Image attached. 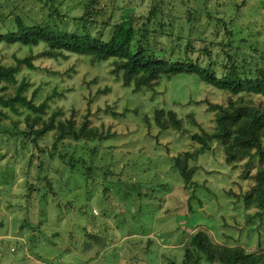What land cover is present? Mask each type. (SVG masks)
I'll return each instance as SVG.
<instances>
[{
    "label": "rangeland",
    "instance_id": "374dc122",
    "mask_svg": "<svg viewBox=\"0 0 264 264\" xmlns=\"http://www.w3.org/2000/svg\"><path fill=\"white\" fill-rule=\"evenodd\" d=\"M142 1L0 0V36L14 29L17 16L30 25L44 21L48 7L52 11L57 8L55 22L61 29L88 30L107 39L122 12L126 18L134 13L138 18L145 16L152 0ZM188 1L192 7L193 0ZM210 2L215 17H223L228 9L237 15L236 20L240 15L245 37L249 35L255 47L264 49L262 0ZM100 10L102 14L95 17ZM165 13L170 14V9ZM186 14V9L178 6L171 17H165V35L159 33L161 16L149 24L152 45L162 42L167 51L176 47L173 58L180 61L191 33ZM201 22L195 25L192 59L206 67L210 61L207 55L202 56L203 51L214 56L221 53H214L210 41H203L207 22L205 18ZM218 30L216 35L211 28L208 36L215 34L222 41L224 29ZM46 49L45 45L0 44V66L14 65L15 57L24 59L32 54L37 69L22 67L17 78L19 83L30 82L27 96L32 98L36 92L37 105L47 101L45 118L61 110L59 119L74 114L79 123L89 114L91 126L101 128L106 138L102 142L68 138L50 160L53 133L39 149L23 146L24 140L15 144L0 136V264H181L183 245L197 231H205L215 243L239 244L250 252L263 253L264 225L259 227L258 218L248 223L256 209L245 211L237 201V196L250 188L242 169L246 161L226 164L221 145L213 143L211 152L190 164L199 170L193 178L195 185L188 190L173 168L175 158L194 151L191 134L215 128V111L206 102L226 106L228 93L196 76L182 75L163 80L154 93L136 95L133 87H124L111 75L110 62L92 64L87 57L74 55L54 60L43 55ZM214 62L221 66L224 59L217 57ZM246 100L264 107L259 96L250 95ZM162 108L176 111L190 133L160 132L153 116L155 109ZM189 114L199 126L189 124ZM25 116L26 112L21 117L10 115L5 125L11 129L16 122L17 130L23 131ZM28 223L41 225L35 231L23 227ZM88 234L107 240L97 259L84 252ZM8 240H19L21 245ZM65 246L70 252L45 249Z\"/></svg>",
    "mask_w": 264,
    "mask_h": 264
},
{
    "label": "trees",
    "instance_id": "16d2710c",
    "mask_svg": "<svg viewBox=\"0 0 264 264\" xmlns=\"http://www.w3.org/2000/svg\"><path fill=\"white\" fill-rule=\"evenodd\" d=\"M187 1L152 0L145 16L139 18L135 13L126 18L128 15L122 12L120 22L114 26L111 36L107 39L101 35H94L88 30L85 33H76L61 29L55 22L58 15L57 8L52 11L47 7L48 14L45 20L33 25L25 22L21 16H17L14 29L0 36V44L7 47L29 48L45 45L47 49L43 55L54 60L68 59L69 55H74L87 57L92 64L110 62L113 68L111 75L117 81H121L124 87H133V93L136 95L145 91L154 93L163 80L182 75L196 76L206 85L228 93L230 97L226 106L206 102L208 107L215 111L216 126L212 131L202 129L200 134H191V139L196 145L194 151L185 152L175 158L173 168L180 174L184 188L188 190L195 185L193 178L199 170L197 166L191 167L190 164L211 152L213 143L221 145L226 164L233 165L246 161L242 169L244 168V176L250 180V188L242 196H237V201L243 205L245 211L256 209L248 223L258 218L259 227H262L264 225V107L262 104L254 105L253 102L246 100V97L256 95L264 99V49L255 47L249 35L245 37V28L240 15L236 20L237 15H232L228 9L223 12V17L218 18L212 14L213 3L210 0L203 2L193 0L192 7ZM142 2L144 4V0ZM178 6L186 9V19L191 30L183 61L173 58L176 56V47L170 48L169 51L164 50L162 42H159L161 45L156 44L154 47L149 29V24L161 16L163 24L159 33L165 35L164 18L171 17V13ZM166 8L171 12L168 15L165 13ZM260 9L264 11V6ZM49 11H52V14ZM101 14V10L96 11L95 17ZM219 14L220 12L217 15ZM204 18L207 23L204 24L202 39L210 41L208 45L215 51L214 53H221L214 56L213 52L203 51L202 56L207 55L210 61L206 67L192 59L195 50L191 47L197 40L194 38L195 25L202 24ZM96 23V20L91 22L92 25ZM211 28L216 35L217 28H219L218 32L224 29L222 41H219L215 34V37L213 34L211 38L208 36L207 32L211 31ZM262 29L264 32V25ZM263 32L261 33L264 34ZM217 57L224 59L221 66L215 65L214 61ZM22 67L32 71L37 69L32 54L24 59L15 57L14 65L0 66V136L7 137L15 144L24 140L23 146L32 145L35 149H39L46 138L53 133V151L48 155L50 160H54L59 145L68 138L76 141L101 142L106 138L101 128L91 126L89 114L85 116L83 122L78 123L74 114L68 119L61 120L59 117L62 111L55 110L46 119L47 101L37 105L34 102L36 92L32 98L27 96V91L31 87L30 82L27 80L18 82L17 75ZM9 87L12 89L10 90ZM25 112V130H17L16 122H13L14 127L11 129L5 125V120L10 115L21 117ZM188 119L193 127L199 126L193 114H189ZM153 122L160 132L190 133L185 127L184 120L172 109H155ZM27 201L30 205L29 197ZM191 212L194 213L193 210ZM28 224L23 227L31 226L32 230H35L41 225V223L38 226ZM8 241L10 244L13 242L21 245L19 240ZM106 247L107 240L104 237L88 234L84 252L97 259ZM45 249L50 253L71 250L68 246L60 249L57 247ZM203 263L264 264V250L263 253L258 254L248 251L239 244L232 246L215 243L205 231H197L183 245L181 264Z\"/></svg>",
    "mask_w": 264,
    "mask_h": 264
},
{
    "label": "crops",
    "instance_id": "0c3cea01",
    "mask_svg": "<svg viewBox=\"0 0 264 264\" xmlns=\"http://www.w3.org/2000/svg\"><path fill=\"white\" fill-rule=\"evenodd\" d=\"M242 162H244V161H242Z\"/></svg>",
    "mask_w": 264,
    "mask_h": 264
}]
</instances>
